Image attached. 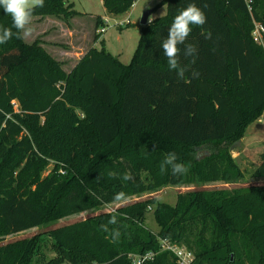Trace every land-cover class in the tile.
<instances>
[{
  "label": "trees",
  "instance_id": "16d2710c",
  "mask_svg": "<svg viewBox=\"0 0 264 264\" xmlns=\"http://www.w3.org/2000/svg\"><path fill=\"white\" fill-rule=\"evenodd\" d=\"M102 1L116 15L136 0ZM188 3L203 9L207 22L192 26L186 43L197 46L196 62L181 53L188 71L180 79L161 42ZM160 6L166 15L143 27L128 65L94 48L67 73L38 40L14 37L0 45V236L114 203L120 191L129 198L239 178L227 146L204 158L195 149L237 142L264 114V46L252 37L253 17L264 25V0H254L253 17L245 0H162L154 11ZM76 13L65 0H44L33 16ZM11 23L0 8V25ZM168 152L189 166L186 175L174 176L170 168L160 173ZM261 156L253 176L264 178ZM50 159L56 164L43 176ZM129 171L134 180L123 181ZM151 212L157 232L145 222ZM116 214L109 232L100 228L108 213L51 230L56 256L49 261L39 235L1 245L0 264H132L131 256L149 252L155 257L143 264H177L162 241L186 247L194 264H264V185L183 192L175 205L148 198ZM114 229L120 232L115 242Z\"/></svg>",
  "mask_w": 264,
  "mask_h": 264
},
{
  "label": "rangeland",
  "instance_id": "374dc122",
  "mask_svg": "<svg viewBox=\"0 0 264 264\" xmlns=\"http://www.w3.org/2000/svg\"><path fill=\"white\" fill-rule=\"evenodd\" d=\"M77 13L69 18L65 16L47 15L44 17L33 16V34L24 39L28 44L37 41L58 62L65 72L70 73L75 64L90 49H96L112 55L125 65H128L135 55L142 37L143 27L141 21L147 10L156 8L162 0H136L134 6L129 11L119 14H110L102 0H65ZM166 6H160L151 15V20L162 18L166 15ZM102 18L105 22L106 30L99 34L97 29L104 26L102 21L97 28V19ZM129 20L130 23H126ZM125 23V24H124ZM241 137L240 147L232 146L237 143L223 144L221 146L206 145L197 147L195 150L198 158H204L212 152H216L223 147H228L232 157L241 169V175L233 182H213L204 186L182 185L168 186L156 191L147 192L141 195L129 197L124 203H111L108 205H97L93 208L76 213L58 222L45 223L40 227L29 229L17 234L0 236V246L12 243L17 240L29 239L35 235L41 236L44 240L42 251L44 258L49 261L56 254L52 249V239L49 237L50 231L54 228L80 222L88 218L109 213L111 209L132 204L136 201L148 198H157L160 202L175 205L180 193L192 190H233L249 189L264 185V178L253 176V171L260 164L262 153H264V114L244 128ZM56 164L53 159L49 160V165L43 171V176L49 174L50 169ZM146 225L154 232L159 231L155 213L146 215Z\"/></svg>",
  "mask_w": 264,
  "mask_h": 264
},
{
  "label": "clouds",
  "instance_id": "9594fccd",
  "mask_svg": "<svg viewBox=\"0 0 264 264\" xmlns=\"http://www.w3.org/2000/svg\"><path fill=\"white\" fill-rule=\"evenodd\" d=\"M44 7V0H0V8L3 9L4 14L11 17V26L5 27L0 25V45L6 44L9 40L13 39H26L33 34L32 19L37 8ZM204 8L208 7L205 3ZM207 22V17L204 10L198 7L196 3H188L186 7L180 9L178 14L175 15L169 30L168 35L161 42V49L163 55L167 60V65L170 70H175L177 77L183 79L186 71H188V65H181L180 56L183 53L185 58L191 57L190 64H195L198 53V48L195 44L186 43L189 35L192 32V26L203 27ZM151 23V17L149 18ZM15 29V31H13ZM205 39H212L211 31H207ZM183 45V50L181 49ZM194 77H198V72H193ZM171 169L174 176L186 175L189 166L178 160L175 152H168L164 159L160 162L159 169L161 174H166L168 169ZM118 173L110 171L108 176L117 177ZM123 181H132L134 176L132 173L125 172L121 177ZM128 195L123 192H117L113 195L114 203L127 202ZM117 210L111 209L109 211L110 219L107 224H101L100 228L104 232H109L108 225H115L118 223ZM120 232L118 230L111 231L112 241L115 242L119 239Z\"/></svg>",
  "mask_w": 264,
  "mask_h": 264
},
{
  "label": "built area",
  "instance_id": "2783aa9c",
  "mask_svg": "<svg viewBox=\"0 0 264 264\" xmlns=\"http://www.w3.org/2000/svg\"><path fill=\"white\" fill-rule=\"evenodd\" d=\"M245 1L247 3L249 12L252 14L254 0H245ZM126 23H130L129 20H127ZM253 23H254V29L252 31V37L256 43L264 46V25L257 22L254 19V17H253ZM105 30H106V26L104 22V26L101 29H97V32L99 34H102L105 32ZM162 250L172 252L177 259V264H194L195 256L186 247L173 245L167 241H162ZM154 257H155L154 252H149L144 255H134L131 256L132 264H143L146 260L153 259Z\"/></svg>",
  "mask_w": 264,
  "mask_h": 264
},
{
  "label": "water",
  "instance_id": "95a60500",
  "mask_svg": "<svg viewBox=\"0 0 264 264\" xmlns=\"http://www.w3.org/2000/svg\"><path fill=\"white\" fill-rule=\"evenodd\" d=\"M154 9H150V10H147L143 17H142V25H146L148 22H149V18L151 17L152 13H153ZM241 146V141H238L237 143H235L231 149H233L234 147H240Z\"/></svg>",
  "mask_w": 264,
  "mask_h": 264
},
{
  "label": "crops",
  "instance_id": "0c3cea01",
  "mask_svg": "<svg viewBox=\"0 0 264 264\" xmlns=\"http://www.w3.org/2000/svg\"><path fill=\"white\" fill-rule=\"evenodd\" d=\"M79 60H80V59H79ZM79 60L77 61V63L79 62ZM77 63H76V64H77ZM76 64H75V65H76Z\"/></svg>",
  "mask_w": 264,
  "mask_h": 264
}]
</instances>
